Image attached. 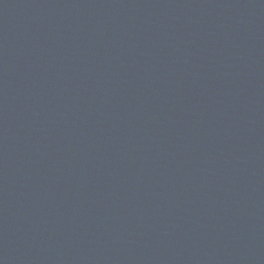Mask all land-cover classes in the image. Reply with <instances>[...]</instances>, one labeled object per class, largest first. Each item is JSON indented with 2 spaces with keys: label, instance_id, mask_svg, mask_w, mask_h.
Here are the masks:
<instances>
[{
  "label": "water",
  "instance_id": "95a60500",
  "mask_svg": "<svg viewBox=\"0 0 264 264\" xmlns=\"http://www.w3.org/2000/svg\"><path fill=\"white\" fill-rule=\"evenodd\" d=\"M0 264H264V0H0Z\"/></svg>",
  "mask_w": 264,
  "mask_h": 264
}]
</instances>
